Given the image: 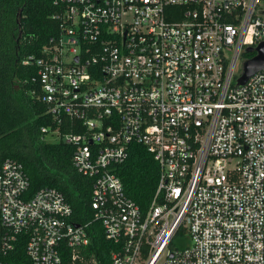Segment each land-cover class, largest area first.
<instances>
[{
    "label": "built area",
    "instance_id": "1",
    "mask_svg": "<svg viewBox=\"0 0 264 264\" xmlns=\"http://www.w3.org/2000/svg\"><path fill=\"white\" fill-rule=\"evenodd\" d=\"M52 4L58 35L20 64L92 180L111 263L264 264V70L236 83L240 57L264 43V0ZM134 143L159 168L144 213L111 172ZM28 186L21 164L2 162L0 264L20 262V241L26 264H97L90 223L56 189Z\"/></svg>",
    "mask_w": 264,
    "mask_h": 264
},
{
    "label": "trees",
    "instance_id": "2",
    "mask_svg": "<svg viewBox=\"0 0 264 264\" xmlns=\"http://www.w3.org/2000/svg\"><path fill=\"white\" fill-rule=\"evenodd\" d=\"M55 13L52 0H0V165L10 159L23 166L29 182L27 197L45 187L59 191L72 209L73 222L90 223L88 255L97 264H112L110 253L115 245L104 238L100 222L92 221V180L73 168V146L65 144L61 137L56 143L45 140L55 124L32 93L34 85L30 80L34 69L20 64L26 55L39 56L50 38L58 35ZM19 31L21 38L17 44ZM42 128L47 133H42ZM67 132V126L60 128V135ZM111 172L121 181L125 195L144 213L153 199L159 176L152 155L143 146L131 144L128 158L113 165ZM23 247L22 241L16 243L14 251L17 260H21L9 261L10 264H26Z\"/></svg>",
    "mask_w": 264,
    "mask_h": 264
},
{
    "label": "water",
    "instance_id": "3",
    "mask_svg": "<svg viewBox=\"0 0 264 264\" xmlns=\"http://www.w3.org/2000/svg\"><path fill=\"white\" fill-rule=\"evenodd\" d=\"M20 18V13L18 14ZM19 22V19H18ZM19 27V23H18ZM21 38V31H19L18 38L16 43L18 44L19 39ZM246 53L249 52H256V55L246 60L242 66L241 75L237 78L236 83L237 85H243L247 79L252 76L254 73L264 70V43L259 44L256 48H247L245 50Z\"/></svg>",
    "mask_w": 264,
    "mask_h": 264
},
{
    "label": "rangeland",
    "instance_id": "4",
    "mask_svg": "<svg viewBox=\"0 0 264 264\" xmlns=\"http://www.w3.org/2000/svg\"><path fill=\"white\" fill-rule=\"evenodd\" d=\"M244 60H245V56H241L240 59L238 60V63L236 65L237 74L241 73L242 64H243ZM45 140L47 142L56 143V142H58V137H56L55 135H47L45 137Z\"/></svg>",
    "mask_w": 264,
    "mask_h": 264
}]
</instances>
